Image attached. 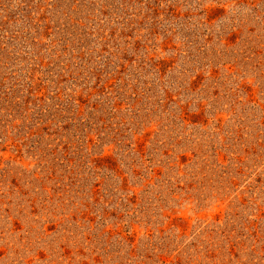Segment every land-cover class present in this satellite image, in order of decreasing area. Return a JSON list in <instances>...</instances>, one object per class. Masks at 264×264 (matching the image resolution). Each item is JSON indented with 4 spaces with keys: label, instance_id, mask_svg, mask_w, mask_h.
Returning <instances> with one entry per match:
<instances>
[{
    "label": "rangeland",
    "instance_id": "1",
    "mask_svg": "<svg viewBox=\"0 0 264 264\" xmlns=\"http://www.w3.org/2000/svg\"><path fill=\"white\" fill-rule=\"evenodd\" d=\"M0 264H264V0H0Z\"/></svg>",
    "mask_w": 264,
    "mask_h": 264
}]
</instances>
